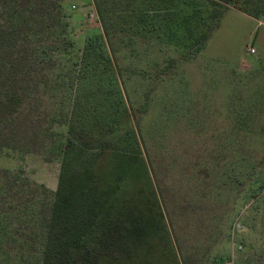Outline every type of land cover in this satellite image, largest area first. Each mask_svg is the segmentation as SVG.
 Instances as JSON below:
<instances>
[{
    "label": "rangeland",
    "instance_id": "374dc122",
    "mask_svg": "<svg viewBox=\"0 0 264 264\" xmlns=\"http://www.w3.org/2000/svg\"><path fill=\"white\" fill-rule=\"evenodd\" d=\"M238 1L243 11L222 0H99L103 15L94 0L58 2L75 43L68 75L80 79L40 84L37 112L24 116L55 119L52 135L29 140L36 153L0 146V172L35 189L25 198H52L51 247L64 244L68 212L67 241L84 248L63 260L264 264V0ZM213 7L223 11L203 41Z\"/></svg>",
    "mask_w": 264,
    "mask_h": 264
},
{
    "label": "trees",
    "instance_id": "16d2710c",
    "mask_svg": "<svg viewBox=\"0 0 264 264\" xmlns=\"http://www.w3.org/2000/svg\"><path fill=\"white\" fill-rule=\"evenodd\" d=\"M1 1L5 7L0 13V146L20 153H36L37 146L29 140L40 141L43 132L51 136L55 119L49 120L48 125L43 127L39 113H34L29 118H25L24 114L27 107L37 112L42 82L49 91L53 80L69 82L80 79V73L71 77L68 75L76 63L73 51L75 43L61 29L66 15L56 13L60 0ZM94 2L98 13L103 15L99 0ZM222 3H233L236 9L243 11L238 0H222ZM39 6L41 9H38ZM51 6L53 11L48 12ZM221 11L213 7L210 16L205 18L207 21H204L201 37L203 41L208 34V23L216 19ZM34 18H50L52 21L41 27ZM15 21L26 27L13 31ZM8 29L13 31L10 39L5 37ZM42 32L47 34L45 39L42 38ZM63 122L61 124L66 123ZM43 146L44 153L54 155V151L46 149V143ZM12 177L0 172V259L23 262L43 256L55 264L77 263L63 260L67 256H73L76 251L82 252L84 248L79 236L73 244L67 241L68 212H64V221L60 223L63 228L59 231L60 235L57 234L58 238L64 239V244L61 248L51 247L56 234L55 224H59L53 217L54 207L50 204L52 198L48 195L45 204L25 198V195L30 197L35 189L28 184L20 187ZM44 208L49 212H44ZM29 228L32 232L27 231ZM9 244L13 246L10 247ZM31 244L40 246L34 251Z\"/></svg>",
    "mask_w": 264,
    "mask_h": 264
}]
</instances>
